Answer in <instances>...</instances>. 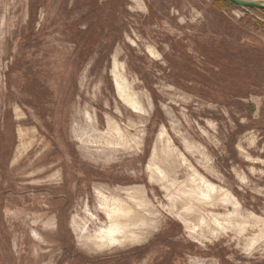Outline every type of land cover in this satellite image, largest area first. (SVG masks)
Wrapping results in <instances>:
<instances>
[{"label":"rangeland","instance_id":"obj_1","mask_svg":"<svg viewBox=\"0 0 264 264\" xmlns=\"http://www.w3.org/2000/svg\"><path fill=\"white\" fill-rule=\"evenodd\" d=\"M74 1L0 0V264H264V75L244 105L197 93L230 87L194 49L225 44L218 0H127L121 38L91 28L83 64ZM222 12L264 48L262 12ZM175 40L199 82L177 83L196 65ZM132 201L150 228L96 238ZM170 228L173 248L156 239Z\"/></svg>","mask_w":264,"mask_h":264},{"label":"trees","instance_id":"obj_2","mask_svg":"<svg viewBox=\"0 0 264 264\" xmlns=\"http://www.w3.org/2000/svg\"><path fill=\"white\" fill-rule=\"evenodd\" d=\"M81 1L82 0L74 1V9L77 8ZM32 3V7L36 8L42 5L41 2L37 3L36 0H32ZM126 3L127 0H87V2H83L80 4V6L88 8L87 12L83 15L79 22H76L72 27V32L76 34L74 42L76 43V50L78 51V59L80 60V64H83L86 61L88 52L93 50L97 43V41L93 39L94 34L92 36H87L88 32L90 33L91 28H95V30L97 29L99 31L98 34H101L106 29L114 27L115 31L120 34L119 39L121 38L123 27L120 26L118 22L120 21V14L125 12L124 10ZM214 6L217 8L215 15H217L220 20L224 22L228 21L229 23H231V27L227 28L228 33H226L225 31L220 32L221 35L225 36V39L223 40L225 44L223 45V48H221V50H219V48L218 50H214L206 45V40L197 38L195 41L196 46H194V49L204 57V64L203 62H201V64H203V66L206 68L211 67L212 73L216 75V77L225 74L224 80L225 82L230 84V87L222 89L208 87L207 90H204V88H200L197 93L215 101H220L218 99L221 97L222 99H224V101H221V103L229 104L230 101L236 100V104L238 103L244 105L241 101L242 98H248L250 94H258L262 92L261 90L255 89V87L258 86L254 77L264 75V48L258 45L249 46L250 44L247 45L245 42L242 43L243 37L240 28L241 25L239 24L240 22L230 21L224 15V12H222L223 6H236L235 4H233L229 0H218L214 3ZM245 9L255 12H262L264 14V10L255 8ZM84 23H88L87 29L81 28V24ZM228 37L229 39L233 38V42L232 40H226V38ZM173 45H175L173 48L174 51H180L181 55H185V58L187 60H191L193 64L196 65L194 69L191 70L193 71L191 76H188V74L183 71L177 73L174 72L173 74L177 78V83L182 85L180 82L188 83L192 82V80H194L195 82H199V67L197 66L196 62H194V56L188 54L187 45H185L182 41L176 40L175 44ZM250 48L253 49V52L255 49L260 57H263V61L261 60L258 63V58H256V55L255 57H253V52H251ZM175 55L176 53L174 52L173 56L175 57ZM168 60H170V56H168ZM171 61L172 59L170 60V63ZM260 64L262 68H260ZM245 76L246 78L243 83V78ZM240 77L242 78V82H236ZM217 80H219V78H217ZM150 89L154 92L153 88ZM173 236L175 235L171 232L170 228L168 230H165V232H163V234H160L156 239L158 242L173 248L174 242L173 240L171 241V238ZM135 250L140 251V255H142V253L146 252L147 246H142L136 248Z\"/></svg>","mask_w":264,"mask_h":264},{"label":"bare ground","instance_id":"obj_3","mask_svg":"<svg viewBox=\"0 0 264 264\" xmlns=\"http://www.w3.org/2000/svg\"><path fill=\"white\" fill-rule=\"evenodd\" d=\"M128 94L127 101L136 105ZM146 208L136 201L118 203L108 210L109 226L99 232L96 238L103 243H118L123 240H135L150 228L146 217ZM150 218V217H149Z\"/></svg>","mask_w":264,"mask_h":264},{"label":"water","instance_id":"obj_4","mask_svg":"<svg viewBox=\"0 0 264 264\" xmlns=\"http://www.w3.org/2000/svg\"><path fill=\"white\" fill-rule=\"evenodd\" d=\"M229 1L239 7L264 10V0H229Z\"/></svg>","mask_w":264,"mask_h":264}]
</instances>
